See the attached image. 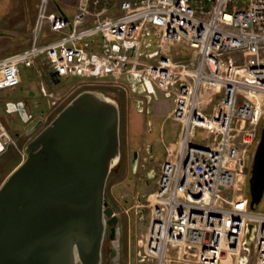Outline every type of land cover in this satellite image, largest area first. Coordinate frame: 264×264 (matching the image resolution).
<instances>
[{
    "label": "built area",
    "instance_id": "2783aa9c",
    "mask_svg": "<svg viewBox=\"0 0 264 264\" xmlns=\"http://www.w3.org/2000/svg\"><path fill=\"white\" fill-rule=\"evenodd\" d=\"M174 44L189 61H173ZM21 67L123 89L133 74L174 96L181 131L150 197L144 257L239 259L251 223L250 255L264 264V210H250L239 187L264 121V0H80L72 18L39 0L29 47L0 58V91L21 84ZM206 92L218 96L210 111ZM9 143L0 123V156Z\"/></svg>",
    "mask_w": 264,
    "mask_h": 264
},
{
    "label": "water",
    "instance_id": "95a60500",
    "mask_svg": "<svg viewBox=\"0 0 264 264\" xmlns=\"http://www.w3.org/2000/svg\"><path fill=\"white\" fill-rule=\"evenodd\" d=\"M47 79L59 83L55 71ZM127 81L139 95L145 86L155 95L149 81L138 84L133 74ZM119 127L116 101L88 90L29 140L24 159L0 186V264H103L107 240L113 245L110 258L118 261L119 218L105 187L121 157ZM136 156L137 151L133 168ZM245 192L249 209L258 210L264 196V121L250 153ZM254 232L255 226L247 224L240 264L250 258Z\"/></svg>",
    "mask_w": 264,
    "mask_h": 264
},
{
    "label": "rangeland",
    "instance_id": "374dc122",
    "mask_svg": "<svg viewBox=\"0 0 264 264\" xmlns=\"http://www.w3.org/2000/svg\"><path fill=\"white\" fill-rule=\"evenodd\" d=\"M39 0H0V58L17 53L29 47L31 30L34 24ZM113 1V0H111ZM80 0H53V9L57 6L69 13L77 10ZM73 15L70 17L72 18ZM174 62H187L190 55L183 53L174 44L168 51ZM142 62L145 61L143 58ZM21 84L13 89L0 91V123L12 143L0 156V186L9 174L24 159V147L43 127L48 125L56 115L79 93L83 91H98L115 100L120 112V148L121 157L109 174L105 187V198L119 218V259L118 264H157V259L145 258L143 255L144 239L150 219L149 201L156 187V181L162 162L169 153L176 150L181 126L172 118L175 104L174 96H163L155 92V100L149 105V113H140L136 108L139 94L131 88L123 89L109 83H79L77 79L64 78L58 85H52L44 75L32 68L21 67ZM122 81L127 82L125 78ZM25 99L24 114L31 119H24L17 110L9 111L6 101ZM217 95L206 92L202 95L200 106L210 111ZM35 104L38 105L36 108ZM40 110H43L41 115ZM261 110V109H260ZM42 126L32 135L29 130L38 120ZM16 133L19 137L16 138ZM201 133L197 130L195 141L199 142ZM137 151L140 162H147L146 169L140 166L133 168L131 160ZM151 169L155 176L146 172ZM240 189L246 191V182ZM236 192L239 188L236 187ZM247 193V192H246ZM264 209V196L258 205V210ZM107 249L103 264H116L109 254L113 245L107 240ZM243 253L242 256H245ZM241 256V257H242ZM165 264H179L177 259H168ZM250 258L247 264H254ZM181 264V262H180ZM222 264H240L239 259H227Z\"/></svg>",
    "mask_w": 264,
    "mask_h": 264
},
{
    "label": "flooded vegetation",
    "instance_id": "af4514ba",
    "mask_svg": "<svg viewBox=\"0 0 264 264\" xmlns=\"http://www.w3.org/2000/svg\"><path fill=\"white\" fill-rule=\"evenodd\" d=\"M155 95L154 94H150L147 92V89H146V86H145V92L141 95H139V98L136 99V108L138 109V111L140 113H149L150 112V109H149V105L155 100ZM26 100L25 99H19V100H10V101H6L5 104L8 106L9 108V111H19L21 113V117L24 118V119H31V115L29 114H24V108H26ZM36 108H38V105L35 104ZM40 114L43 115V110H40ZM37 123H40V125L38 126V128L33 132L35 133L36 131H38L40 129V127L42 126V119L39 118L38 122ZM36 124H34L32 127H34ZM31 127V128H32ZM30 128V129H31ZM28 131V130H27ZM19 133H16V138L19 137ZM120 152H121V148H120ZM122 153V152H121ZM120 153V154H121ZM122 156V155H121ZM133 159L134 157H132V160H131V165H132V162H133ZM136 161H137V168L140 166V169L142 168V170H145L146 169V164L147 162H140V159H139V155H138V152H137V156H136ZM146 175L150 176V177H154L155 176V173L153 170L149 169L147 172H146Z\"/></svg>",
    "mask_w": 264,
    "mask_h": 264
},
{
    "label": "crops",
    "instance_id": "0c3cea01",
    "mask_svg": "<svg viewBox=\"0 0 264 264\" xmlns=\"http://www.w3.org/2000/svg\"><path fill=\"white\" fill-rule=\"evenodd\" d=\"M60 9L62 10V12L65 14V16H66L67 18H70V17H71L72 15H74L75 12H76V10H74V12L69 13L67 10L62 9L61 7H60ZM56 10H57V8H56Z\"/></svg>",
    "mask_w": 264,
    "mask_h": 264
},
{
    "label": "trees",
    "instance_id": "16d2710c",
    "mask_svg": "<svg viewBox=\"0 0 264 264\" xmlns=\"http://www.w3.org/2000/svg\"><path fill=\"white\" fill-rule=\"evenodd\" d=\"M106 249H107V242L105 241L104 246H103L104 254L106 253Z\"/></svg>",
    "mask_w": 264,
    "mask_h": 264
},
{
    "label": "bare ground",
    "instance_id": "6f19581e",
    "mask_svg": "<svg viewBox=\"0 0 264 264\" xmlns=\"http://www.w3.org/2000/svg\"><path fill=\"white\" fill-rule=\"evenodd\" d=\"M169 261V260H168Z\"/></svg>",
    "mask_w": 264,
    "mask_h": 264
}]
</instances>
